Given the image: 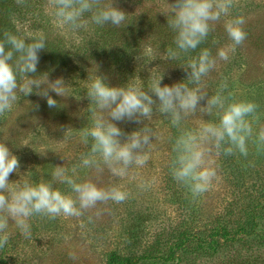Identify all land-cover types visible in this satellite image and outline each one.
Returning a JSON list of instances; mask_svg holds the SVG:
<instances>
[{"label":"rangeland","instance_id":"obj_1","mask_svg":"<svg viewBox=\"0 0 264 264\" xmlns=\"http://www.w3.org/2000/svg\"><path fill=\"white\" fill-rule=\"evenodd\" d=\"M32 2L31 14L21 19L25 36L59 34L67 45L74 48L82 40L92 38V29L84 19H81L79 28L62 26L58 22L54 15L56 0ZM110 3L126 13L130 25L137 19L157 18V23L159 19L170 21L177 0H110ZM237 17H243L245 21L242 27L246 39L231 50V39L221 38L226 32L228 19ZM218 28L219 32H216ZM210 32L213 37L219 34L217 38L221 39L218 49H215L217 53L222 48L229 49V58L222 60L215 55V66L201 78L199 86L207 96L200 101L197 111L182 115L178 123H173L170 115L155 111V108L152 115L141 118L140 123L114 121L124 133L121 142L133 131L150 130L149 143L138 151L142 163L133 162L123 174L112 171V167L122 165L109 166L102 159L94 158L96 154L92 155L95 165H83L81 160L91 157L86 150L92 149L91 142L83 135V128L88 125L87 118L107 117V113L87 102L85 96L71 91L75 90L71 87V72L59 69L49 76L53 81L63 77L68 84L69 97L50 93L57 99V107L49 108L45 99L33 93L28 97L20 96L11 111L0 114V141L7 143L20 165L17 172L9 176L10 188L22 187L25 182L48 183L54 190L76 199L71 185L53 175L58 167H62L65 175L75 183L91 182L105 190L116 187L126 193L121 202H97L92 208L80 210L79 215L61 213L51 217L34 214L27 220L29 234L22 233L9 218L8 242L0 248V264H106L112 251L141 255L148 244L158 241L162 235H165L164 239H176V233L182 228L196 224L212 226L218 217V222L225 223V220L231 228L246 224L250 219L248 206L251 199L257 198L264 189V149L258 147L257 150L258 144L264 147V143L258 140L259 134L264 132V85L255 99L252 93L247 94L254 82L264 84V0H232L228 14L211 22ZM145 47L140 45L142 53L136 61L141 76H163L161 86L183 82L195 87L185 83L189 75L185 68L175 70L172 66H163L157 70L162 56ZM239 49L241 58L236 53ZM102 65H88L84 74L89 75L92 81L104 72ZM247 68L248 71H244ZM107 78L113 87L120 84L114 78L110 80V75ZM78 83L87 86L89 82L80 80ZM217 94L224 98V105L249 101L260 104L261 110L259 115L246 117L252 128V134L246 141L247 155L238 149L233 150L240 154L241 163L238 165L242 164L241 169L228 161V157L235 153L227 154L225 149L217 148L212 139H198L199 149L203 152L200 167L214 170L215 176L205 192L193 196L189 184L173 175L178 165L172 159L168 135L178 126V130H183V136L191 133L199 137L205 125H218L223 108H213L210 114L199 110L206 107L209 97ZM37 104L38 109L35 107ZM250 150H254L252 154ZM5 215L0 212V220ZM248 241L252 242L251 239ZM253 248L235 244L215 257H199L195 264H260L264 261V247ZM73 255L76 259L72 258Z\"/></svg>","mask_w":264,"mask_h":264},{"label":"clouds","instance_id":"obj_2","mask_svg":"<svg viewBox=\"0 0 264 264\" xmlns=\"http://www.w3.org/2000/svg\"><path fill=\"white\" fill-rule=\"evenodd\" d=\"M231 7L232 0H177V5H173V19L168 21L169 26L176 32V49L179 52L196 49L208 36L211 22L219 21L222 16H226ZM86 12L92 13L91 19L97 25L120 26L127 19L123 10L114 5L98 7L96 0H56L54 15L62 26L81 27V17ZM244 22L243 17H237L225 26L233 42L231 50L246 39V32L242 27ZM45 48L46 38L43 34L27 37L4 34V41L0 43V114L11 111L20 96L28 97L35 93L46 100L49 108L58 105L57 99L50 93L59 97H69L68 84L63 77L54 81L49 80L48 75L44 79L33 78V74H37L39 53ZM177 54V51L169 49L165 58H175ZM217 55L220 59L227 60L229 49L222 48ZM215 63L216 60L205 49L197 59L188 64L186 70L191 71L187 80L195 87H189L183 82L161 86L163 76L155 79L147 91L137 84L113 87L106 82L105 77L97 75L88 88L87 96L97 109L107 113V117L97 116L94 126L87 132L94 141L92 153H98L109 166H123L112 167L114 174H123L125 168L133 162L142 163L138 151L149 143L150 130L133 131L121 142L120 138L124 133L114 121L128 120L140 123L141 118L150 117L155 108V111L170 115L173 123H178L182 115L197 111L200 101L207 96L199 85L201 78L215 66ZM35 107L38 109L39 105ZM256 107L251 102H236L224 108V98L218 94L207 99L206 107H200L199 110L209 114L213 108H223L224 112L219 124L205 125L199 137L189 133L177 141V150L180 154L173 175L176 179L189 184L193 196L205 192L215 176L214 170L200 167L203 152L199 149L198 139H212L217 148L227 141L231 145L225 149L227 154L238 149L241 154L247 155L246 141L252 134V128L246 117L254 113ZM258 140L264 143V132L259 134ZM82 163L84 166H92L96 161L92 157H87ZM19 167L18 157L12 154L7 143L0 141V212L6 214L0 220L2 234L0 248L8 242L9 218L22 233L29 234L30 225L27 220L34 214L51 217L61 213L79 215L80 210L92 208L97 202L108 200L121 202L126 198V193L116 187L105 190L91 182L75 183L65 175L62 167H58L53 175L71 185L76 199L54 190L48 183L25 182L22 187L10 188L9 176L17 172ZM72 258L76 259L74 255Z\"/></svg>","mask_w":264,"mask_h":264},{"label":"trees","instance_id":"obj_3","mask_svg":"<svg viewBox=\"0 0 264 264\" xmlns=\"http://www.w3.org/2000/svg\"><path fill=\"white\" fill-rule=\"evenodd\" d=\"M96 5L104 7L113 4L110 3V0H96ZM32 6H34L32 0H0V43L4 41L5 33H11L18 37H27L23 33L24 26L21 19L31 14L30 8ZM237 13H239L238 10ZM91 16V12H86L81 19H84L87 26L92 29V38L82 40L77 48L67 45L65 39L59 34L45 33L46 48L39 53L40 60L37 65V74H33V78L44 79L47 75L49 77L52 72H56L59 69L66 70L68 73L71 72V87L73 86V89H75L71 91H74L76 95L85 96L88 100L87 102L90 103L94 102L88 98L87 91L92 81L89 80V75L84 74L88 65L103 63L101 68H103L104 72L99 76L105 77L109 85L107 76L110 75V80L114 78V80L120 83L118 87L137 84L147 91L149 85L158 76L154 74V76L144 77L139 74L136 68V61L142 53L140 49L141 44L142 46L145 45L146 49L154 51V54L157 56H162V62H159L157 70L163 66H172L176 70L186 69L188 64L192 60L197 59L201 51L205 49L215 59V55H217L215 49H218L221 39L229 38L227 32L220 39V37L217 38L219 34H215V37H213V33L209 31L208 36L196 49L179 52L175 45L176 32L169 26L167 19L163 21L159 19L158 23L157 18L148 19L147 21L137 19L138 21L134 20L130 25H128L130 20H125L120 26H114L111 24L97 25L92 21ZM228 21L230 22L231 20L228 19ZM216 32H219V28ZM169 49L178 52L175 58H165V54ZM240 50H237L236 53L241 58L242 52ZM186 71L190 73L191 69H187ZM244 71L247 72L248 68ZM68 75L70 84V74ZM80 80L89 83H87V86H84L78 83ZM185 83L190 82L187 81ZM253 84L250 86L247 94L252 93L254 98L257 94L260 95L264 84L261 85L255 82ZM252 103L257 107L255 112L249 116L259 115L261 110L260 104ZM224 108H227V105H224ZM87 120L88 125L83 128V135L93 145L94 141L91 136L87 135V132L94 126L92 122L95 118L91 119L88 117ZM182 132L183 130L180 131L178 130V126H175L170 135H168V139L172 144V159L175 163L180 154L177 150V141L183 136ZM227 147L226 142L221 146L223 149ZM258 147L260 150L264 149L259 144L257 150ZM253 151L250 150L249 152L252 154ZM232 152L235 154H231L228 157V161L238 167V169L243 168L242 164L238 165L241 159L238 150ZM86 153L91 154V157L93 155L90 148L86 150ZM96 155L93 157L98 160L102 159L98 153ZM263 191L264 189L261 191V194H257V198L251 199V203L248 206L250 219L246 224L231 228L225 220V223L218 222V217V224L215 222L217 225L215 223L212 226L196 224L195 226L182 228L183 230L176 233V239L171 237L164 239L165 235H162V238L158 241L148 244L149 246L145 248L146 250L141 255L126 254L116 250L112 251L108 254L106 264H195V259L204 256L215 257L221 251L235 244L249 249H254V246L264 247ZM261 224L263 225L261 226ZM249 239L252 242L248 241ZM3 264H7V262ZM260 264H264V261Z\"/></svg>","mask_w":264,"mask_h":264}]
</instances>
